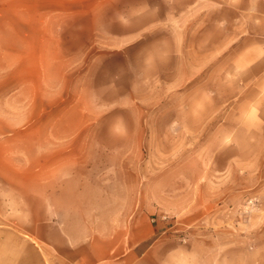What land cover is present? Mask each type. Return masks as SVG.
I'll list each match as a JSON object with an SVG mask.
<instances>
[{
  "label": "rangeland",
  "instance_id": "1",
  "mask_svg": "<svg viewBox=\"0 0 264 264\" xmlns=\"http://www.w3.org/2000/svg\"><path fill=\"white\" fill-rule=\"evenodd\" d=\"M175 6L0 0L2 179L83 185L57 200L84 204L60 207L69 232L163 236L189 251L181 264H264V176L238 166L264 144L220 126L235 90L205 80L204 40L175 34Z\"/></svg>",
  "mask_w": 264,
  "mask_h": 264
},
{
  "label": "crops",
  "instance_id": "2",
  "mask_svg": "<svg viewBox=\"0 0 264 264\" xmlns=\"http://www.w3.org/2000/svg\"><path fill=\"white\" fill-rule=\"evenodd\" d=\"M175 1L186 4L172 12L175 34L186 30L187 41L204 40L205 80L235 90L228 93L227 116L220 126L234 128L232 138L244 134L254 148L264 144V0ZM185 43L175 45L190 46ZM3 159L0 153V264H181L180 257L189 254L184 247H169L174 240L163 236L69 232L65 225L74 217L63 215L60 207L84 204L57 200L61 193L84 191V186L70 188L67 181L8 189ZM238 166L246 177H263L264 151L239 157Z\"/></svg>",
  "mask_w": 264,
  "mask_h": 264
}]
</instances>
